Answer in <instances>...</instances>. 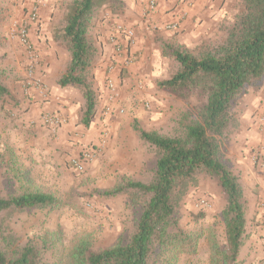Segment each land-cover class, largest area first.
<instances>
[{"label":"rangeland","instance_id":"rangeland-1","mask_svg":"<svg viewBox=\"0 0 264 264\" xmlns=\"http://www.w3.org/2000/svg\"><path fill=\"white\" fill-rule=\"evenodd\" d=\"M63 1L0 0V78L10 90V96L0 103V157L3 158L0 163V191L6 194L19 186L13 172L5 171L15 162L26 170L23 178L31 180L33 185L42 190L59 195L65 201L58 209L37 208L17 212L9 218L7 225L16 234L18 241L25 242L46 232H54L63 245H67L76 236H88L97 247H105L112 245L121 234L132 231L137 210L129 203L130 193L105 197L103 192L128 180L149 182L154 176L155 161L159 156L152 145L140 138L135 125L160 135L181 137L189 124L199 121V112L205 100L197 90L178 96L161 90L157 85L158 81L171 76L178 67L168 48H178L193 54L204 52L220 40L232 25L239 11V0L229 1L230 10L205 26V32L209 33L206 36L186 37L162 46L158 65L160 79L150 87L149 95L142 90V95L137 99L124 102V112L120 119L111 120L114 124L113 133L107 120L100 128L102 130L98 140L86 142L87 147L102 143L103 140L105 143L101 154L87 165L83 173L74 172L69 164L70 156L79 153L81 146L77 144L72 148L60 142L59 130L68 122L67 118L56 132H52L41 119L38 122L30 116V107L26 102L32 104L34 94L30 90L31 85L26 83L29 57L18 39L19 27L26 24L29 42L40 59L36 69L42 61H55L54 67L60 75L67 65L68 55L64 45L53 42L50 28L62 15ZM122 6L116 13L112 14L105 7L96 15L91 35L100 48V57L93 68L94 78L102 57L99 39L101 25L111 16L122 17L126 8L125 0ZM32 7L37 8L34 19L30 16ZM187 18L188 15L183 20ZM191 21L195 22L194 19ZM118 22L124 24L123 21ZM40 43L43 50L39 47ZM93 83L95 86V79ZM95 87L98 92L99 87ZM65 89L72 90L75 99L78 94L80 106V89ZM102 99L100 97L97 108L101 112L104 105ZM234 114L236 123L221 140L220 159L237 173L243 188L246 215L250 223L248 243L253 234L257 233L255 230L264 227V215L256 210L264 201V79L244 90L234 105ZM40 126L45 129L42 131ZM81 127L85 132L90 129ZM251 128L255 130L256 142L247 149L248 158L244 166V156H240L243 152L240 147L241 132ZM108 141H111L109 146ZM224 203L225 196L217 181L202 177L198 186L190 190L182 201L179 224L187 230L213 224L218 239L223 242L224 226L219 215ZM207 257L206 248L202 245L197 256L187 260L183 257L180 264H204Z\"/></svg>","mask_w":264,"mask_h":264},{"label":"trees","instance_id":"trees-1","mask_svg":"<svg viewBox=\"0 0 264 264\" xmlns=\"http://www.w3.org/2000/svg\"><path fill=\"white\" fill-rule=\"evenodd\" d=\"M61 4L62 15L50 33L56 45L65 46L68 60L56 83L60 88L80 89L78 123L89 127L101 97L93 83L100 48L91 31L100 9L116 13L123 0H65ZM168 49L178 67L158 81V87L178 96L195 89L205 102L199 121L189 124L181 137L135 125L140 138L159 152L154 176L149 182L128 180L103 192L105 197L130 193L129 203L137 210L132 231L105 247H97L88 236H76L63 245L54 232L18 241L7 225L9 218L37 208L58 209L65 201L23 178L26 170L12 162L5 171L13 172L19 186L6 194L0 191V264H180L183 257L197 256L202 245L208 255L204 264H242L240 253L251 235L250 223L239 177L220 159V146L236 123L237 99L247 87L264 79V0H239L232 25L204 52ZM9 96L0 78V103ZM202 177L215 179L225 196L219 215L223 242L213 224L191 230L179 224L182 201Z\"/></svg>","mask_w":264,"mask_h":264},{"label":"crops","instance_id":"crops-1","mask_svg":"<svg viewBox=\"0 0 264 264\" xmlns=\"http://www.w3.org/2000/svg\"><path fill=\"white\" fill-rule=\"evenodd\" d=\"M229 1L231 0H196L192 6L188 7L184 0H158L156 8L148 16L143 17V0H125L126 8L122 17L111 16V18L105 19L101 25L99 39L102 46V57L97 65L94 79L96 80L95 86L99 87L98 92L103 97L102 101L104 102L105 95L104 80L106 64L113 62L116 63V66L119 65V60L113 55L112 47L107 40L111 24L123 21L124 24L133 28L136 36L134 47L129 49L135 56V63L127 69H122L119 75L114 73V80L118 81L121 94L119 101L114 105V109H116L123 107L124 102L137 99L143 92L147 95L150 94V87L160 79L158 65L161 61L159 55L162 46L164 47V45L172 41L183 40L186 37H204L206 34H209L207 33L208 31L205 32V26L213 23V20L230 10L228 6ZM54 3L53 7H55ZM182 12L186 13V16L188 15L189 18L185 20L181 19L180 15ZM192 19L195 22H192ZM176 20L178 21V27L174 30L168 29L167 24ZM122 41L124 44L126 43L125 38ZM39 47L43 50L41 43ZM54 64L55 61L51 63L42 61L41 65L35 70V75L40 76L44 81L48 94L42 97L37 88L30 87V90L34 94V97L31 99L32 104L26 102L30 107V116L36 118L35 120L38 121V119L40 120V114L45 110L59 111L63 114L68 122L59 130L61 132L60 142L72 148L73 145L79 144L78 146H82L87 144L86 142L97 141L100 130H102L100 128L103 127L102 125L107 120L113 133L114 124L111 123V120L116 121L122 116L116 110L109 116H103L101 109H99L98 115L92 121V125L88 127L90 129H87L86 132L82 129L77 120L79 96L76 93L75 99V97H72V90L60 88L57 85L56 78L58 77V71L55 69ZM139 83L142 86L141 90L138 87ZM39 128L42 131L45 129V127L41 126ZM43 133L45 134V130ZM254 135L255 130L252 128L241 132L240 147L243 149V152L240 156H244V166L248 158L247 149L256 142ZM66 140L67 143L65 142ZM108 142L109 146L111 141ZM256 210L264 215V209H261L259 205ZM255 231L257 233L253 234L251 240L241 250L240 257L242 264L264 263V227L257 228Z\"/></svg>","mask_w":264,"mask_h":264},{"label":"built area","instance_id":"built-area-1","mask_svg":"<svg viewBox=\"0 0 264 264\" xmlns=\"http://www.w3.org/2000/svg\"><path fill=\"white\" fill-rule=\"evenodd\" d=\"M158 0H145L144 1V11L143 17L148 16V14L156 8ZM186 6H192L196 0H184ZM37 15V8L32 7L30 10V16L34 19ZM186 13L180 15L181 19L185 17ZM178 27V21H173L167 24V28L174 30ZM126 39L124 44L122 39ZM18 39L19 42L24 46V49L27 51L29 60H28V79L26 83L28 85L34 86L39 90L41 96L45 97L48 94V90L43 82V80L35 75L36 66L39 63L38 53L35 51V48L29 42V32L27 25H22L18 29ZM107 40L112 47L113 55L119 60V65L116 66V63L109 62L105 67V80H104V105L102 108V115L109 116L115 110L121 115L124 112L122 107L114 109L115 103H117L121 97L118 81L114 80V73L119 75V72L122 69H127L129 65L135 59L134 54L129 50L133 48L136 43L135 32L132 27L126 26L121 22H114L109 26V32L107 35ZM140 84V83H139ZM138 87H142L141 84ZM41 122L48 126L52 132H56L57 129L65 122V117L59 111H43L41 114ZM104 138V137H103ZM104 140L102 143H99L94 146L87 147L81 146L79 153L71 155L69 158V164L72 170L76 173H83L86 170L88 164H90L97 156L101 153V149L104 147ZM260 207L264 209V201L260 203ZM264 264V263H263Z\"/></svg>","mask_w":264,"mask_h":264}]
</instances>
